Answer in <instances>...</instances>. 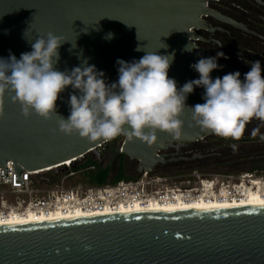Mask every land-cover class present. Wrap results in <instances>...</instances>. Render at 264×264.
<instances>
[{
  "label": "water",
  "instance_id": "obj_1",
  "mask_svg": "<svg viewBox=\"0 0 264 264\" xmlns=\"http://www.w3.org/2000/svg\"><path fill=\"white\" fill-rule=\"evenodd\" d=\"M209 1L0 0V58L12 54L19 59L32 51L38 34L52 32L65 42L55 65L58 71L71 72L86 62L103 72L105 82L111 84L118 81L116 61L139 60L145 54L136 50L139 47L160 55L174 53L168 76L181 88L199 79L190 66L208 58L193 45L191 30L200 26ZM110 33L113 38L107 39ZM163 44L166 47L161 48ZM217 63L220 67L210 74L213 80L236 72ZM204 92L202 87L195 88L187 106L204 103ZM73 94L80 95L69 86L56 102L57 114L65 119ZM0 105V167L5 178L7 162L13 163L15 182L21 184L25 171L52 168L59 175L66 170L62 164L71 161L75 166L87 155L104 164L99 148L109 140L65 135L58 130L55 116L45 120L32 112L26 118L11 90L0 98ZM179 118L181 136L156 130L151 146L122 133L112 166L124 155L138 162L136 174L140 176L159 164L205 158L201 154L189 158L157 155L173 144L204 141L214 134L196 124L191 109ZM0 264H264V207L109 215L0 227Z\"/></svg>",
  "mask_w": 264,
  "mask_h": 264
},
{
  "label": "clouds",
  "instance_id": "obj_2",
  "mask_svg": "<svg viewBox=\"0 0 264 264\" xmlns=\"http://www.w3.org/2000/svg\"><path fill=\"white\" fill-rule=\"evenodd\" d=\"M64 43L63 37L52 32L38 34L31 52L22 53L19 59L12 54L0 58V98L11 90L26 118L32 112L45 120L58 117V130L65 135L78 133L90 141H108L123 133L129 140L135 137L151 146L157 139L156 130L181 136L179 117L185 109H191L193 120L202 128L235 140L242 137L252 118L264 122V69L259 60L251 62L243 80L239 71L213 80L210 74L220 67L218 59L228 58L217 51L216 56L200 58L190 66L199 79L178 88L168 76L174 53L160 55L157 50L138 47L145 54L130 63L118 59V81L107 84L104 73L86 62L71 72L56 70ZM69 86L80 95H70V114L65 119L57 114L56 102ZM197 87L205 90L204 103L189 107L187 98ZM258 131L254 129L252 135Z\"/></svg>",
  "mask_w": 264,
  "mask_h": 264
},
{
  "label": "built area",
  "instance_id": "obj_3",
  "mask_svg": "<svg viewBox=\"0 0 264 264\" xmlns=\"http://www.w3.org/2000/svg\"><path fill=\"white\" fill-rule=\"evenodd\" d=\"M157 155H163L162 151H159ZM62 165L66 167L67 172L71 161ZM6 168L7 178L4 175V168L0 167V222L15 216L40 218L55 213L66 215L77 211L111 213L118 211L121 207L127 209L136 206L148 207L151 203L168 204L201 199L205 201L238 200L252 189L264 194V176L256 173L242 174L235 182L228 184L221 182L220 186H217L219 184L217 178L216 180L203 179L194 173L193 176H196L198 180L195 186H190L191 179L188 178L182 182L183 186L170 187L167 185L170 177L154 173L155 167L152 171L138 176L137 179L123 180L115 185L77 186L65 189L61 185L51 184V180L46 176V173L52 172L53 169L45 173L25 171L21 175L23 182L21 184L15 182L13 163L7 162ZM86 170H94V166ZM74 174L69 172L66 175L70 177Z\"/></svg>",
  "mask_w": 264,
  "mask_h": 264
},
{
  "label": "flooded vegetation",
  "instance_id": "obj_4",
  "mask_svg": "<svg viewBox=\"0 0 264 264\" xmlns=\"http://www.w3.org/2000/svg\"><path fill=\"white\" fill-rule=\"evenodd\" d=\"M200 21V26L191 30L192 43L206 56L214 57L217 51H222L228 58H220L217 62L239 71L242 76L250 70L251 62L256 60L261 62L264 69V0H210ZM252 119L264 125V122ZM249 124L250 121L246 126ZM206 139L183 146L173 144L172 148L162 150V154L169 158H184L197 153L205 156L207 152H203V146ZM128 160L138 165L137 161ZM194 161L170 162L156 167L184 169Z\"/></svg>",
  "mask_w": 264,
  "mask_h": 264
},
{
  "label": "trees",
  "instance_id": "obj_5",
  "mask_svg": "<svg viewBox=\"0 0 264 264\" xmlns=\"http://www.w3.org/2000/svg\"><path fill=\"white\" fill-rule=\"evenodd\" d=\"M253 128V129H250ZM248 129V130H246ZM259 129L257 135L254 137L252 131ZM264 125L256 122L255 119L250 120V124L245 127V131L239 140L232 138H224L213 134L207 137L203 146V152L206 158L195 160L185 167L186 170L177 171L180 169H172L177 172L168 173V169L164 166L156 167L154 173L162 176L170 174L183 173L188 171H198L205 174L203 171L218 174H231L225 172L221 168L229 167L237 170L238 173H256L264 172ZM122 136L109 140L106 145L101 148V155L103 157V165H100L93 159L91 155H87L85 160L75 166H70L69 172H81L83 183L87 187H103L106 185H115L123 180L137 179L138 175L135 173L128 174L125 166V156L122 155L116 170L112 171L111 163L118 154L119 146ZM111 161V163H107ZM194 165V167H190ZM94 166V170H86L88 167ZM51 182H56L58 175L51 174L49 177Z\"/></svg>",
  "mask_w": 264,
  "mask_h": 264
},
{
  "label": "bare ground",
  "instance_id": "obj_6",
  "mask_svg": "<svg viewBox=\"0 0 264 264\" xmlns=\"http://www.w3.org/2000/svg\"><path fill=\"white\" fill-rule=\"evenodd\" d=\"M66 165V164H65ZM52 168L35 171L36 172H47ZM264 207V194L260 191L252 189L242 199L233 200H219L205 201L201 200H190V201H176L168 204L151 203L148 207L136 206L131 209L121 207L116 212H105V213H85L83 211H77L75 213L63 214L55 213L50 216H42L36 218L34 216H15L5 221L0 222V227H11V226H22L31 224H42L51 223L58 221H67L83 218L102 217L109 215H124V214H139V213H175L185 211H221L231 209H243V208H254Z\"/></svg>",
  "mask_w": 264,
  "mask_h": 264
},
{
  "label": "rangeland",
  "instance_id": "obj_7",
  "mask_svg": "<svg viewBox=\"0 0 264 264\" xmlns=\"http://www.w3.org/2000/svg\"><path fill=\"white\" fill-rule=\"evenodd\" d=\"M250 129H253V128H250ZM246 130H248V129H246ZM122 141H123V136H122L121 143H122ZM121 143H120L119 149L121 147ZM99 151L102 152L101 149ZM107 163H111V161H109ZM125 166L127 168V173L128 174H132L133 170L136 173L137 163H134V162L130 163L128 159H125ZM116 167H117V164H114L113 168H112L113 172L115 171ZM190 167H194V165H190ZM221 169L223 171H225V172H231V174L209 173L208 171H203L205 174H202V173H200L198 171H193L192 170V171H188V172L168 175L167 177H170V179H169L167 185H169L170 187L183 186L182 182H184L185 179L189 178V179H191L190 186H195V184L198 182L196 176H193V174L195 173L196 175L200 176L203 179L214 180L215 178H217L218 179L217 182H219V184L217 186H220L222 184L221 182H223V184L233 183L239 178L240 175L245 174V173H238L237 174V170H233L232 168H229L227 166L226 167H222ZM183 170H186V169L184 168V169H180V170H177V171H183ZM177 171H173V170L168 169V173L177 172ZM65 172H66V170L63 171V172H60L59 175H58L57 181L56 182H51V184H53V185H55V184L56 185H61L65 189H72V188H75L77 186L86 187L84 185V183H83V178H82L81 172H77L73 176H70V177H67ZM156 173H159V172H156ZM51 174H53V173L52 172L46 173V176L50 177ZM258 175L259 176H264V172H262V173H260ZM217 182H215V183H217ZM185 185L186 184H184V186Z\"/></svg>",
  "mask_w": 264,
  "mask_h": 264
}]
</instances>
